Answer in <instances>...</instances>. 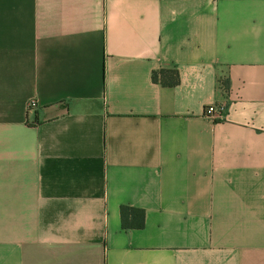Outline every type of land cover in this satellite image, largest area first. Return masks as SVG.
Masks as SVG:
<instances>
[{
	"label": "crops",
	"instance_id": "1",
	"mask_svg": "<svg viewBox=\"0 0 264 264\" xmlns=\"http://www.w3.org/2000/svg\"><path fill=\"white\" fill-rule=\"evenodd\" d=\"M0 264H264V0H0Z\"/></svg>",
	"mask_w": 264,
	"mask_h": 264
},
{
	"label": "trees",
	"instance_id": "2",
	"mask_svg": "<svg viewBox=\"0 0 264 264\" xmlns=\"http://www.w3.org/2000/svg\"><path fill=\"white\" fill-rule=\"evenodd\" d=\"M158 72V76L157 73ZM157 72L152 73L154 80H159L160 83L170 85L176 82L177 73L173 68L165 69L160 68ZM163 72H168V77H164ZM227 87L226 82L222 83V88L225 90ZM120 223L123 227H141L143 224V210L142 208L130 205L119 206Z\"/></svg>",
	"mask_w": 264,
	"mask_h": 264
},
{
	"label": "built area",
	"instance_id": "3",
	"mask_svg": "<svg viewBox=\"0 0 264 264\" xmlns=\"http://www.w3.org/2000/svg\"><path fill=\"white\" fill-rule=\"evenodd\" d=\"M34 104L32 98L28 99L27 106L30 107ZM203 113L210 117L220 116V106L212 103H208L203 107Z\"/></svg>",
	"mask_w": 264,
	"mask_h": 264
}]
</instances>
